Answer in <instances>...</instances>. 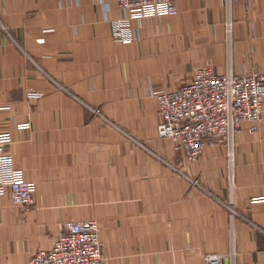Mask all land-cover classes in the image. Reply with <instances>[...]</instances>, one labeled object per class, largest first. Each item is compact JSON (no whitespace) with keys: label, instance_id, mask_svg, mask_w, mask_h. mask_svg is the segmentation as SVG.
<instances>
[{"label":"crops","instance_id":"obj_1","mask_svg":"<svg viewBox=\"0 0 264 264\" xmlns=\"http://www.w3.org/2000/svg\"><path fill=\"white\" fill-rule=\"evenodd\" d=\"M176 4L175 15L132 19L136 37L118 41L116 0H0V104L11 106L0 129L36 184L31 206L0 196V264H28L62 222L84 218L99 221L106 264H264V120L236 134L231 188L223 145L207 142L188 161L157 135L150 92L179 87L205 63L264 71V0H231L230 47L226 0ZM211 252L224 256L208 262Z\"/></svg>","mask_w":264,"mask_h":264},{"label":"built area","instance_id":"obj_2","mask_svg":"<svg viewBox=\"0 0 264 264\" xmlns=\"http://www.w3.org/2000/svg\"><path fill=\"white\" fill-rule=\"evenodd\" d=\"M116 3L124 11L114 22L113 34L118 41L136 37L132 19L178 13L176 0H116ZM226 3V39L230 47L234 18L231 0ZM150 92L156 99L159 115L157 135L179 144L188 161L198 160L207 142L223 145L230 186L234 188L236 134L244 124L251 132H256L264 120V71L235 73L229 60L227 70L220 73L213 64L205 63L197 68L190 81L179 87L151 88ZM28 94L38 97L42 92L29 90ZM10 107L0 104V110ZM12 140L11 130L0 129V196L9 191L15 205L27 207L34 201L36 184L26 177L23 168L16 165L13 154L5 149ZM178 171L183 173L184 169ZM226 205L230 206L231 202ZM99 231V221L95 218L66 220L52 246L37 249L28 264H106ZM223 256V253L211 252L204 258L208 262H219Z\"/></svg>","mask_w":264,"mask_h":264},{"label":"rangeland","instance_id":"obj_3","mask_svg":"<svg viewBox=\"0 0 264 264\" xmlns=\"http://www.w3.org/2000/svg\"><path fill=\"white\" fill-rule=\"evenodd\" d=\"M227 14H228V11L227 10H225V20H224V28H225V32H226V25H225V23H226V19H227ZM232 16H233V12H232ZM234 18V17H233ZM234 19H233V23H234ZM233 30H234V25H233ZM227 38V36L225 35V39ZM234 39V38H233ZM226 43H227V45H228V42H227V39H226ZM233 44V43H232ZM88 107H89V109L91 110V112L93 113V115H97V116H99V117H102L104 120L105 119H107L106 118V116L104 115V113H103V111H102V108H101V106H90V105H88ZM92 107L93 108H95L96 110H98L99 111V113L100 114H96L95 112H94V110L92 109ZM108 120V119H107ZM108 122H109V124H111L112 126H114V127H116V128H118V129H120L122 132H124L126 135H128V136H130V134H129V132H126V131H124V129L117 123V122H114V121H111V120H108ZM132 141H136V143H137V145H141V146H145V147H147L146 146V144H144V142H143V144H141V143H139V141L138 140H136V139H131ZM172 143V142H171ZM173 145H177L176 143H172ZM178 146V145H177ZM176 146V147H177ZM196 181V180H195ZM197 182V181H196ZM34 198H35V196H34ZM35 200V199H34ZM33 203H34V201H33ZM32 203V204H33ZM31 204V205H32ZM30 205V206H31ZM22 207V206H21ZM84 219H89V218H84ZM96 219V218H95ZM1 222V221H0ZM65 222V221H64ZM63 223V222H62ZM62 223H61V226H60V229L62 228ZM100 225V224H99ZM61 232V231H60ZM102 242V241H101ZM104 255V254H103ZM31 256V255H30ZM30 258V257H29ZM29 261V260H28ZM106 261V260H105Z\"/></svg>","mask_w":264,"mask_h":264}]
</instances>
